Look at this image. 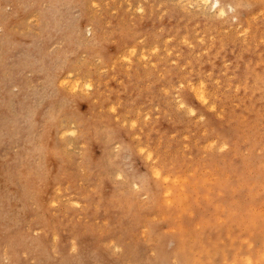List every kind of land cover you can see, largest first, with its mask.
I'll return each mask as SVG.
<instances>
[{
  "label": "rangeland",
  "instance_id": "rangeland-1",
  "mask_svg": "<svg viewBox=\"0 0 264 264\" xmlns=\"http://www.w3.org/2000/svg\"><path fill=\"white\" fill-rule=\"evenodd\" d=\"M191 1L0 0V264H264V0Z\"/></svg>",
  "mask_w": 264,
  "mask_h": 264
},
{
  "label": "bare ground",
  "instance_id": "bare-ground-1",
  "mask_svg": "<svg viewBox=\"0 0 264 264\" xmlns=\"http://www.w3.org/2000/svg\"><path fill=\"white\" fill-rule=\"evenodd\" d=\"M170 1V0H169ZM198 1V0H197ZM12 2V1H11ZM11 2H8V6L9 7H14V3L12 4ZM21 2V1H20ZM155 2H156V0H155ZM194 2H195V5L196 4H198V2H200L201 3V5L202 4H205L206 6L205 7H207V5L208 6H211L212 8H213V10L211 9L210 11H213L214 13H216L217 14V16L219 15V17L221 16H226L227 15V13H232L233 12V15L231 16V18H233V19H235V21H237V19H238V16H237V14H236V6L237 5H239V4H236L237 3V1H235V0H232V1H229V2H225L224 0H199L198 2H196V1H191V5L194 7ZM240 2V1H239ZM145 3V2H144ZM153 3H154V0H153ZM187 3V2H186ZM193 3V4H192ZM242 2H240V4H241ZM16 5V4H15ZM191 5H189L190 7H191ZM200 5H196V7H199ZM240 6H242V5H240ZM22 7V6H21ZM195 7V8H196ZM201 7V6H200ZM200 7H199V9H197V11L198 10H201V12L202 11H205L204 9H203V7H201V9H200ZM243 8L245 7V6H242ZM15 8V7H14ZM52 8V7H51ZM137 8V7H136ZM186 8V7H185ZM208 8V7H207ZM13 9V8H12ZM23 9V8H22ZM53 9V8H52ZM191 9H192V7H191ZM203 9V10H202ZM15 10V9H14ZM17 10H19V9H17ZM137 10H139L140 12H143L144 11V5L143 4H141V5H139L138 6V9ZM193 11H195L196 9H192ZM208 10H209V8H208ZM208 10H206V12L208 11ZM264 10V9H263ZM138 11V12H139ZM209 11V12H210ZM18 13V12H17ZM68 13V12H67ZM214 13H213V15H214ZM212 14V13H211ZM264 15V14H263ZM42 16V15H41ZM56 16V15H55ZM52 18H53V16H51ZM219 17H217V18H219ZM220 17V18H221ZM6 16H4V15H2V17H0V44H1V47H2V54H4V52H5V49H6V47H7V45H6V43H5V41L3 40V36L5 35V33H6V29H7V23H6ZM43 18V17H42ZM60 18V17H59ZM223 18V17H222ZM54 19V18H53ZM183 20V19H182ZM43 23V22H42ZM44 24V23H43ZM40 26H42V25H40ZM45 26V25H44ZM44 26H42V27H44ZM46 27V26H45ZM40 28V27H39ZM56 28V27H55ZM47 29V28H46ZM92 30H94L93 29V27H91L90 29H89V32L90 33H92ZM94 32V31H93ZM244 33H246L245 31H244ZM2 35V36H1ZM196 35V34H195ZM244 36H245V34H243ZM246 35H249V34H247L246 33ZM254 35V34H253ZM209 37V36H208ZM8 43V42H7ZM211 45V44H210ZM4 48V49H3ZM1 50V49H0ZM1 53V52H0ZM131 53H133V51H131L130 52V54ZM223 53V52H222ZM1 56V55H0ZM3 60V59H2ZM72 71V70H71ZM71 71H69L70 73L68 74V75H70L71 74ZM69 77H71V76H69ZM63 81V80H62ZM68 83V82H67ZM67 83H65V85L67 84ZM64 84V83H63ZM69 84V83H68ZM67 84V85H68ZM64 85V86H65ZM92 85H91V83L89 82H87L86 84H85V87L87 88V89H91L92 87H91ZM79 87H82V86H80V82L79 81H77V83L75 84V82H74V85H73V88H74V90H77ZM195 89V88H194ZM193 89V90H194ZM197 89H199L198 91H197V94L195 93V95H196V97H198V99L202 102V103H207L209 100H208V96H207V94H206V92H205V86L204 85H202L200 88L198 87ZM195 91H196V89H195ZM194 91V92H195ZM182 101V100H181ZM181 101H180V104H183V103H181ZM184 103H185V101H184ZM208 104V103H207ZM206 104V105H207ZM214 108V107H213ZM193 111V110H192ZM74 132V131H73ZM224 144H226V143H224ZM222 146V145H221ZM223 146H226V145H223ZM143 150V149H142ZM145 151V153L143 152V154H146V149H144ZM147 152H149V151H147ZM149 154H152V153H149ZM148 154V155H149ZM156 174L158 175V176H160V172L159 171H157L156 172ZM39 178V177H38ZM116 247V246H115ZM117 248V247H116ZM118 249V248H117ZM162 257V256H161ZM164 257V256H163ZM163 258H161V260H162ZM160 261V260H159ZM155 264V263H154Z\"/></svg>",
  "mask_w": 264,
  "mask_h": 264
}]
</instances>
